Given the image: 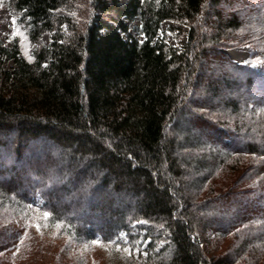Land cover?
Listing matches in <instances>:
<instances>
[{"label":"trees","instance_id":"16d2710c","mask_svg":"<svg viewBox=\"0 0 264 264\" xmlns=\"http://www.w3.org/2000/svg\"><path fill=\"white\" fill-rule=\"evenodd\" d=\"M8 2L35 50L0 41V264H264V72L223 51L238 1Z\"/></svg>","mask_w":264,"mask_h":264},{"label":"rangeland","instance_id":"374dc122","mask_svg":"<svg viewBox=\"0 0 264 264\" xmlns=\"http://www.w3.org/2000/svg\"><path fill=\"white\" fill-rule=\"evenodd\" d=\"M8 1L9 0H0V41H2L7 46H10V44L16 41L20 46L22 55L27 58H31L35 50V46H33L28 40L22 26L17 24L16 18L9 8ZM235 1H238V3L234 4L233 8H230V11L232 14L235 12H238V14L240 12H244V15L242 14L243 16H240L242 22L244 21L245 23L243 24L244 28L243 31L238 34L239 38L241 37L243 41H241L242 44L232 43L228 46V48L223 49V51L229 58H231V60L239 64H243L244 61L252 59L253 67L264 72V17L262 16V13H264V0H253L255 4H250L252 6L249 8H244V6H242L243 0ZM246 1L248 2L249 0ZM59 13L65 14L64 11H60ZM170 25L174 24L170 22L165 23L164 30H168ZM252 35H255V38L258 41L257 45H249L245 43L249 40L247 38ZM244 36H246L245 39ZM170 39L173 42L176 40L172 35H170ZM42 41L45 45H48L50 42V35L48 33L45 34ZM216 58L219 60L220 54H217ZM12 66V63L8 65L9 68ZM241 77L242 75H232L231 77L227 78V80H237L238 83H240V81H242ZM262 94L263 93L258 89L257 86L253 87V89H251L249 92V96L257 98ZM196 99L197 101L200 100L198 95L196 96ZM4 160L6 161L7 159L4 158ZM28 179L30 180V184L35 183L34 177H29ZM70 199H72L73 202L80 200L77 195H73ZM66 201V199H61L60 204H66ZM200 240L203 241V238Z\"/></svg>","mask_w":264,"mask_h":264},{"label":"snow or ice","instance_id":"6c2138e0","mask_svg":"<svg viewBox=\"0 0 264 264\" xmlns=\"http://www.w3.org/2000/svg\"><path fill=\"white\" fill-rule=\"evenodd\" d=\"M244 63H248V61H244ZM51 215L50 213H45V216H49ZM37 228H39V225H37ZM97 243H99V241H97Z\"/></svg>","mask_w":264,"mask_h":264}]
</instances>
